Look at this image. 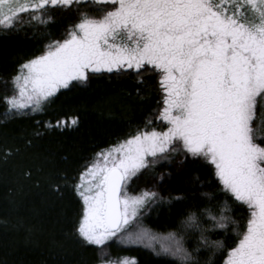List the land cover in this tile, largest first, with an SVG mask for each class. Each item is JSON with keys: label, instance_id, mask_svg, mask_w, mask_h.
Returning a JSON list of instances; mask_svg holds the SVG:
<instances>
[{"label": "snow or ice", "instance_id": "6c2138e0", "mask_svg": "<svg viewBox=\"0 0 264 264\" xmlns=\"http://www.w3.org/2000/svg\"><path fill=\"white\" fill-rule=\"evenodd\" d=\"M86 2L0 0V26L15 27L24 14L48 24L54 22L53 10ZM94 3L111 7L100 16L81 12L66 38L51 40L42 54L19 66L11 78L13 94L3 97L9 114L43 112L62 89L87 83L95 73L134 71L146 85L142 73L158 70L159 118L169 126L137 131L97 153L76 183L66 173L53 180V191L63 195L71 187L82 201L69 238L98 249L97 264H138L135 257L107 259L113 240L144 244L174 258V264H208L201 260V249L214 253L223 246L210 233L235 222L228 200L214 210L195 206L176 228L158 233L142 219L159 194L127 190L141 170L184 152L214 165L223 194L251 210L246 231L228 250L225 264H264V0ZM69 123L76 126L79 118L48 121L47 127Z\"/></svg>", "mask_w": 264, "mask_h": 264}, {"label": "trees", "instance_id": "16d2710c", "mask_svg": "<svg viewBox=\"0 0 264 264\" xmlns=\"http://www.w3.org/2000/svg\"><path fill=\"white\" fill-rule=\"evenodd\" d=\"M89 7L57 8L54 22L48 24L26 14L15 27L0 28V264H97L98 249L69 238L82 201L71 187L63 195L53 191V180L66 173L76 183L97 153L137 131L162 126L158 70L142 73L146 85L138 82L134 71L95 73L87 83L74 82L62 89L43 112L9 114L3 97L13 94L11 78L19 66L42 54L51 40L66 38L81 12L95 13ZM72 117L79 118L78 125L47 127L48 121ZM131 185L133 193L149 189L159 194L142 219L144 226L158 233L176 228L195 206L214 210L218 202L228 200L235 222L227 230L210 233L223 246L214 253L201 249L202 262L225 264L228 250L246 230L247 205L223 194L213 165L201 157L170 153L141 170ZM106 252L107 259L135 257L138 264H174V258L139 244L112 241Z\"/></svg>", "mask_w": 264, "mask_h": 264}, {"label": "rangeland", "instance_id": "374dc122", "mask_svg": "<svg viewBox=\"0 0 264 264\" xmlns=\"http://www.w3.org/2000/svg\"><path fill=\"white\" fill-rule=\"evenodd\" d=\"M84 4H89V8H93V9H91V10H94L95 11V13H91L90 15H93V16H100V15H103V13H104V11L105 10H107V9H109L110 7H111V5H107V4H95L94 3V0H87V2L86 3H84ZM73 5H77V4H73ZM93 11V12H94ZM26 14H24V16H25ZM0 28H4V26H0ZM163 107V103H162V105H161V107H160V109ZM159 116H160V111H159ZM158 116V117H159ZM161 121H162V126H161V128H159V129H157L158 131H164V130H166V128L169 126L168 125V123H167V121H164V120H162V119H160ZM149 131H151V130H149ZM180 153H184V152H180ZM191 155V154H190ZM97 159V157L91 162V163H93L95 160ZM161 159H163V158H160L159 160H161ZM159 160H157V161H159ZM99 162H101L102 163V160L101 161H99ZM209 162V161H208ZM91 163H89V164H91ZM210 163V162H209ZM88 164V165H89ZM213 167H214V165H213ZM84 171V170H83ZM85 179L87 180V177H85ZM132 180V179H131ZM131 181H129V183H128V192L130 193V194H139V193H133L132 192V188H131ZM248 207V206H247ZM248 209H249V207H248ZM249 215L251 216V210L249 209ZM250 216H249V218H250ZM247 228V227H246ZM246 231V230H245ZM242 238V236L240 237V239ZM113 241H115V242H117V243H121L119 240H113ZM121 244H126V243H121ZM139 245H142V246H144V247H146L144 244H139ZM146 248H149V249H151L152 251H153V249L152 248H150V247H146ZM155 252V251H154ZM122 258H126V257H121V258H118V259H122ZM118 259H113V260H118Z\"/></svg>", "mask_w": 264, "mask_h": 264}]
</instances>
